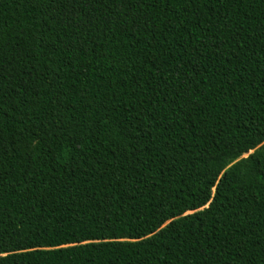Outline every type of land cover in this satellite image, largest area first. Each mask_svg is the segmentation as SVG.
Returning <instances> with one entry per match:
<instances>
[{
  "label": "trees",
  "instance_id": "16d2710c",
  "mask_svg": "<svg viewBox=\"0 0 264 264\" xmlns=\"http://www.w3.org/2000/svg\"><path fill=\"white\" fill-rule=\"evenodd\" d=\"M0 264H264V0H0Z\"/></svg>",
  "mask_w": 264,
  "mask_h": 264
},
{
  "label": "rangeland",
  "instance_id": "374dc122",
  "mask_svg": "<svg viewBox=\"0 0 264 264\" xmlns=\"http://www.w3.org/2000/svg\"><path fill=\"white\" fill-rule=\"evenodd\" d=\"M251 152H253V151H250L249 153H251ZM249 153H248V154H249ZM248 154L242 156L241 158H246V157L248 156ZM188 214H190V213H187L186 215H188ZM186 215H184V216H186Z\"/></svg>",
  "mask_w": 264,
  "mask_h": 264
},
{
  "label": "snow or ice",
  "instance_id": "6c2138e0",
  "mask_svg": "<svg viewBox=\"0 0 264 264\" xmlns=\"http://www.w3.org/2000/svg\"><path fill=\"white\" fill-rule=\"evenodd\" d=\"M214 192H215V189H214ZM212 201L210 200L209 203H211ZM205 207H208V205L206 204Z\"/></svg>",
  "mask_w": 264,
  "mask_h": 264
},
{
  "label": "water",
  "instance_id": "95a60500",
  "mask_svg": "<svg viewBox=\"0 0 264 264\" xmlns=\"http://www.w3.org/2000/svg\"><path fill=\"white\" fill-rule=\"evenodd\" d=\"M252 153V152H251ZM251 153H249V154H251Z\"/></svg>",
  "mask_w": 264,
  "mask_h": 264
}]
</instances>
